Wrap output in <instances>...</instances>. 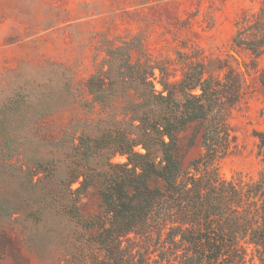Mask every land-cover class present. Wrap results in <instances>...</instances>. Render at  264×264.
I'll list each match as a JSON object with an SVG mask.
<instances>
[{
    "label": "rangeland",
    "instance_id": "374dc122",
    "mask_svg": "<svg viewBox=\"0 0 264 264\" xmlns=\"http://www.w3.org/2000/svg\"><path fill=\"white\" fill-rule=\"evenodd\" d=\"M262 7L264 0H0V264L102 259L92 226L102 210L98 190L105 163L126 155L100 148V140L117 137L136 95L102 105L87 80L108 68L114 48L129 46L132 63L153 66L157 76L162 70L170 82L193 64L215 77L231 71L243 92L227 112L230 150L216 166L226 179H258L264 54L237 48L232 38L237 22ZM201 126L177 132L183 166L204 152Z\"/></svg>",
    "mask_w": 264,
    "mask_h": 264
},
{
    "label": "trees",
    "instance_id": "16d2710c",
    "mask_svg": "<svg viewBox=\"0 0 264 264\" xmlns=\"http://www.w3.org/2000/svg\"><path fill=\"white\" fill-rule=\"evenodd\" d=\"M232 43L264 54V7L237 22ZM108 53V68L87 80L93 99L112 106L132 91L136 100L127 101L117 137L100 140L126 161L105 163L102 210L92 222L103 253L98 264H264V171L235 181L216 166L230 150L226 115L242 97V82L231 71L215 77L201 63L170 82L162 70L157 76L153 66L132 63L127 45ZM195 121L204 152L183 166L177 132ZM258 135L263 145L264 132Z\"/></svg>",
    "mask_w": 264,
    "mask_h": 264
}]
</instances>
